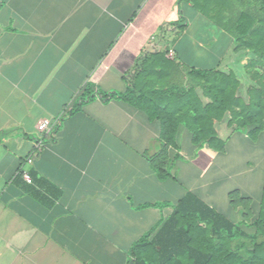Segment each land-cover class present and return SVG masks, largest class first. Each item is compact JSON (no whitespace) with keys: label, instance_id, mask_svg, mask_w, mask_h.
<instances>
[{"label":"crops","instance_id":"crops-1","mask_svg":"<svg viewBox=\"0 0 264 264\" xmlns=\"http://www.w3.org/2000/svg\"><path fill=\"white\" fill-rule=\"evenodd\" d=\"M182 8L181 32L179 0H0V264H131L134 243L188 192L238 223L236 193L256 217L264 132L254 141L220 124L227 143L216 151L180 125L162 180L150 161L160 122L99 96L125 93L138 62L164 47L172 60L221 70L226 33L191 3ZM88 86L94 98L83 102ZM42 119L59 121L51 138L38 132Z\"/></svg>","mask_w":264,"mask_h":264},{"label":"trees","instance_id":"trees-1","mask_svg":"<svg viewBox=\"0 0 264 264\" xmlns=\"http://www.w3.org/2000/svg\"><path fill=\"white\" fill-rule=\"evenodd\" d=\"M183 3H191L228 34L234 52L250 55L244 67L246 97L241 94L244 81L235 71L190 67L170 59L167 51L139 61L125 93H99L105 102L122 100L144 111L150 121L160 122L161 147L150 161L162 180L172 177L165 161L168 148L176 147L180 125L193 134L195 144L205 143L216 151H224L227 143L220 137V124L254 141L264 132V0H179L180 17L174 26L181 32L187 27ZM81 97L83 102L92 100L91 87ZM34 182L41 187L45 183L35 178ZM27 191L35 195L36 189L30 186ZM231 199L234 207L244 208L241 222L188 192L155 232L134 243L131 264H264V189L253 220L248 200L236 193Z\"/></svg>","mask_w":264,"mask_h":264},{"label":"rangeland","instance_id":"rangeland-1","mask_svg":"<svg viewBox=\"0 0 264 264\" xmlns=\"http://www.w3.org/2000/svg\"><path fill=\"white\" fill-rule=\"evenodd\" d=\"M212 27H214V29H217L218 27L216 25H214L212 23ZM217 27V28H216ZM198 24H196L195 22L192 24V28H191V31H190V34L191 35H195L198 33ZM221 30V29H220ZM227 35V45L228 46H223V48L225 49V51L227 52V55H226V60L222 63V67H221V70H224V71H235L244 81V88L243 90L241 91V94L246 97V94H245V83H247V79H246V75H245V72H244V67L245 65L247 64L249 58H250V55L249 54H246V53H236L234 52V44H230L231 43V37ZM179 36V33L176 34L173 38H172V41H171V44H175L177 38ZM173 45L172 46H169V48H173ZM230 45V46H229ZM222 47V46H221ZM228 47V48H227ZM228 49V51H227ZM165 50V47L162 48V51ZM225 52V53H226ZM174 56V55H173ZM176 57V56H174ZM194 63V62H193ZM186 65L190 66L192 65L191 61H187V63H185ZM190 64V65H189ZM195 64V63H194Z\"/></svg>","mask_w":264,"mask_h":264},{"label":"built area","instance_id":"built-area-1","mask_svg":"<svg viewBox=\"0 0 264 264\" xmlns=\"http://www.w3.org/2000/svg\"><path fill=\"white\" fill-rule=\"evenodd\" d=\"M59 121L58 120H50V119H42L39 121L37 125L38 132L42 135V137L51 138L54 134L55 129L58 127ZM46 143L42 139L37 143V150L42 151L45 147ZM24 180L27 183H32V179L28 174L23 175Z\"/></svg>","mask_w":264,"mask_h":264}]
</instances>
